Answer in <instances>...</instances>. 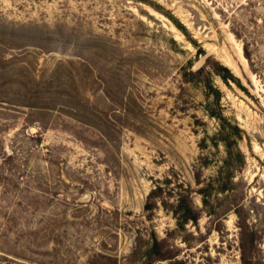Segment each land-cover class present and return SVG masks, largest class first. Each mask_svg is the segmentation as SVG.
<instances>
[{
    "label": "rangeland",
    "instance_id": "rangeland-1",
    "mask_svg": "<svg viewBox=\"0 0 264 264\" xmlns=\"http://www.w3.org/2000/svg\"><path fill=\"white\" fill-rule=\"evenodd\" d=\"M0 264H264V0H0Z\"/></svg>",
    "mask_w": 264,
    "mask_h": 264
},
{
    "label": "trees",
    "instance_id": "trees-1",
    "mask_svg": "<svg viewBox=\"0 0 264 264\" xmlns=\"http://www.w3.org/2000/svg\"><path fill=\"white\" fill-rule=\"evenodd\" d=\"M216 72L223 78V80L225 82H229L230 79H234L233 74L231 73L230 69L227 68L226 66H223L221 64H218L217 68H215ZM211 87V89H214L211 85H209ZM216 91L217 95L219 96L221 94V92L219 90H214ZM221 119L225 120L224 117H222ZM226 121V120H225ZM236 129L238 131H240L239 127H236ZM241 154V152H240ZM242 155V154H241ZM243 156V155H242ZM243 260L245 261V263H247V257H246V253L243 254Z\"/></svg>",
    "mask_w": 264,
    "mask_h": 264
}]
</instances>
